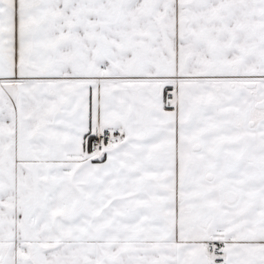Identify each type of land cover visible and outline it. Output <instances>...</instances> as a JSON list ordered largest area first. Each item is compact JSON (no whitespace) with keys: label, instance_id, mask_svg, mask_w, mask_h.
Instances as JSON below:
<instances>
[{"label":"snow or ice","instance_id":"1","mask_svg":"<svg viewBox=\"0 0 264 264\" xmlns=\"http://www.w3.org/2000/svg\"><path fill=\"white\" fill-rule=\"evenodd\" d=\"M0 264H264V0H0Z\"/></svg>","mask_w":264,"mask_h":264}]
</instances>
